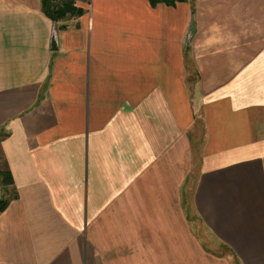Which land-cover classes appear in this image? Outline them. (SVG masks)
<instances>
[{"label": "crops", "instance_id": "0c3cea01", "mask_svg": "<svg viewBox=\"0 0 264 264\" xmlns=\"http://www.w3.org/2000/svg\"><path fill=\"white\" fill-rule=\"evenodd\" d=\"M78 5L0 0V264H264V0Z\"/></svg>", "mask_w": 264, "mask_h": 264}, {"label": "trees", "instance_id": "16d2710c", "mask_svg": "<svg viewBox=\"0 0 264 264\" xmlns=\"http://www.w3.org/2000/svg\"><path fill=\"white\" fill-rule=\"evenodd\" d=\"M85 0H41L42 11L55 23L82 16L85 9L78 5L79 2ZM152 5L164 2L172 5L176 2L186 0H149ZM1 181L4 186L14 184L13 177L9 170L0 171ZM17 196V194H16ZM9 204V199L0 200V212L4 211Z\"/></svg>", "mask_w": 264, "mask_h": 264}, {"label": "rangeland", "instance_id": "374dc122", "mask_svg": "<svg viewBox=\"0 0 264 264\" xmlns=\"http://www.w3.org/2000/svg\"><path fill=\"white\" fill-rule=\"evenodd\" d=\"M3 170H5V167H4L3 157H2L1 152H0V171H3ZM195 177H196V172H194V175L192 176L191 179L189 177L187 178L185 186L182 187V189H181V194L182 193L184 194V198H185V200H187L188 203L191 200V192L193 190ZM1 180L2 179L0 176V197L2 199H4L6 196L12 195V192H11L9 186H4L2 184ZM197 223H196V226L198 227V231L200 232V234L204 238V236H206L205 231L199 224L197 225ZM223 251H225V249Z\"/></svg>", "mask_w": 264, "mask_h": 264}, {"label": "water", "instance_id": "95a60500", "mask_svg": "<svg viewBox=\"0 0 264 264\" xmlns=\"http://www.w3.org/2000/svg\"><path fill=\"white\" fill-rule=\"evenodd\" d=\"M52 49H57V32L54 30L53 32V38H52Z\"/></svg>", "mask_w": 264, "mask_h": 264}]
</instances>
